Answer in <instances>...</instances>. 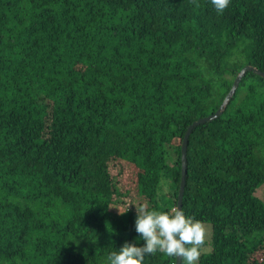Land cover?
<instances>
[{"label":"trees","instance_id":"1","mask_svg":"<svg viewBox=\"0 0 264 264\" xmlns=\"http://www.w3.org/2000/svg\"><path fill=\"white\" fill-rule=\"evenodd\" d=\"M197 3L0 0V264H107L144 244L129 203L176 207L187 128L264 72V0ZM186 159L182 210L211 226L199 264H264L263 78Z\"/></svg>","mask_w":264,"mask_h":264},{"label":"clouds","instance_id":"2","mask_svg":"<svg viewBox=\"0 0 264 264\" xmlns=\"http://www.w3.org/2000/svg\"><path fill=\"white\" fill-rule=\"evenodd\" d=\"M192 3L199 7L197 0ZM230 3L231 0H211L218 15H222ZM135 211V231L144 241L143 246L125 242L107 256V264H144L146 255L157 253L179 259L180 264H199L210 239V229L204 222L186 216L176 207L157 210L141 204L135 206Z\"/></svg>","mask_w":264,"mask_h":264},{"label":"water","instance_id":"3","mask_svg":"<svg viewBox=\"0 0 264 264\" xmlns=\"http://www.w3.org/2000/svg\"><path fill=\"white\" fill-rule=\"evenodd\" d=\"M247 72H252L255 75L261 77L264 79V72H261L257 68L253 66H246L243 69H241L238 74L236 75L232 86L228 92V94L225 96L223 99L220 107L211 115L206 116L204 118H200L196 121H194L186 130V133L183 136V140L181 142L180 146V161H181V176H180V183H179V189H178V194H177V203H176V208L182 209V199H183V193H184V188H185V183H186V174H187V159H186V153H187V143H188V138L192 132V130L202 124L212 122L216 119H218L224 112L226 106L228 105L229 101L233 97L242 77L245 75ZM175 264H180L179 259L175 260Z\"/></svg>","mask_w":264,"mask_h":264},{"label":"rangeland","instance_id":"4","mask_svg":"<svg viewBox=\"0 0 264 264\" xmlns=\"http://www.w3.org/2000/svg\"><path fill=\"white\" fill-rule=\"evenodd\" d=\"M166 191V190H165ZM258 194H259V196L264 200V186H262L261 187V189L259 190V192H257ZM129 204H131L134 208H135V206H139V205H141V204H145V203H142V202H137L136 200H134V201H132L131 203H129ZM119 210V211H118ZM116 209L115 210V212L117 213L118 212V214L120 215V213L122 212V210H120V209ZM208 227H209V229H210V238H211V226H210V224L209 223H205ZM209 241H210V239H209ZM208 241V242H209ZM207 251V248H205V250H204V252H206Z\"/></svg>","mask_w":264,"mask_h":264}]
</instances>
